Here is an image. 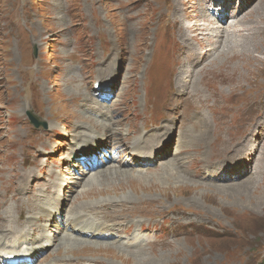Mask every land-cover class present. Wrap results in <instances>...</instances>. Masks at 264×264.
I'll return each mask as SVG.
<instances>
[{
	"label": "rangeland",
	"instance_id": "374dc122",
	"mask_svg": "<svg viewBox=\"0 0 264 264\" xmlns=\"http://www.w3.org/2000/svg\"><path fill=\"white\" fill-rule=\"evenodd\" d=\"M230 1L241 2L239 11H245L234 20L224 18L219 28L225 31L216 42V24L202 28L204 0H0V189L10 193L13 215L3 216L0 227L19 222L16 201L36 204L40 190L50 186L60 210L36 235L48 236L56 246L42 248L37 264L78 259L84 264H264V0ZM206 46L216 53L207 54ZM186 56L200 63L185 65L200 74L187 76L188 83L200 92L215 88L223 94L182 113L183 87L173 92L169 105L155 99L152 90L165 71L175 74L178 60ZM229 69L238 76L220 77L230 76ZM97 79L114 81L110 87L103 84L112 94L109 101L95 96ZM97 105L115 121L116 137L101 138L125 153L99 170L111 166L117 173L93 180L87 171L82 175L75 159L83 130L101 119L92 112ZM229 108L235 111L224 118ZM29 113L47 127L35 128ZM204 116L211 126L220 121L216 140L228 158L196 143ZM223 126L230 130L222 136ZM210 130L213 139L214 126ZM136 137L140 148L152 149L141 160L146 166L132 155ZM155 141L161 144L154 152ZM243 146L252 152L250 158ZM230 165L233 172L225 169ZM244 168L245 176L234 175ZM65 170L79 177L65 178L66 173L60 175ZM82 212L96 225L122 228L111 231L125 237L100 239L68 229L66 217ZM65 230L78 243L59 249Z\"/></svg>",
	"mask_w": 264,
	"mask_h": 264
},
{
	"label": "bare ground",
	"instance_id": "6f19581e",
	"mask_svg": "<svg viewBox=\"0 0 264 264\" xmlns=\"http://www.w3.org/2000/svg\"><path fill=\"white\" fill-rule=\"evenodd\" d=\"M244 11H245V9L243 8L242 12H244ZM242 14L244 15V13H242ZM80 19H82V18H80ZM205 20L208 21V18L206 17ZM240 21H241V19H240ZM209 24H210V22H209ZM172 28H173V26H172ZM213 29L216 31L215 34L218 33L216 38H215L216 39L215 41L219 42V40H221V37H222V32H223V30L225 31V28H223V29L219 28V25H217L216 28L213 27L212 30ZM174 30H176V29L174 28ZM219 31L221 32L220 34H219ZM107 33H108V31H107ZM102 38H103V36H102ZM180 38H182V37H180ZM202 40H203V36H202ZM201 41H199V39H198L197 42L201 43ZM194 47H195V45L193 46V48ZM197 48L198 47H195L194 49L197 50ZM204 48L206 49V53L211 55V56H212V53H216V49H214V48H211L209 46H206ZM110 49H112V48H110ZM246 54H248V53H246ZM243 55L244 54H234V57H238L239 58V57H242ZM193 57H194V55H193ZM190 58H191V56H186V57H182V59H179L178 60L179 61L178 67H177V70H176L175 74H174V71H169V72L165 71L164 72V75H165L164 77L165 78L163 79V81L156 88H154L152 90V94L154 95L155 99L163 101V102H166L167 105H169L171 100H172V98H173V92L178 87H183L185 89L184 92L186 93V97L184 98V102L186 103V107L182 110V113H187L191 109L199 108L202 104H204L206 101H208V99L210 97H216L213 94H223L221 91L217 92V90L215 88H210L206 92H200L199 90L194 89L193 86L190 85V83H188L189 80L186 77L188 76V77L193 79V76L196 75V74H199V72L195 71L193 68H189V67L188 68L186 67L184 69L185 65L194 64V66H197V65L200 64L199 62H195V60H193V59L191 61H189ZM199 61H200V59H199ZM26 66H27L26 64L22 65V67H24L25 70H27L29 68V65L27 67ZM223 67L227 68L229 66L225 65V66H219V67H212V69H220V68L224 69ZM229 72H230V76H228V73H222V74H220V77L229 78V77H232V76H238V74H236V72H235V69H231V70L229 69ZM106 73L107 72H104L103 74H106ZM213 74H214V72L212 73V75ZM177 78H178L179 85L174 87V84H175ZM71 83H72V85L74 84V77L71 78ZM77 87H79V89H81V88H83V85L80 84ZM35 89H36L35 96H38L39 95V91H40V87L38 86ZM234 94L235 93H231V94L228 95L229 98H232V101H233V98H234ZM90 102L93 103V101H90ZM101 104H103V102ZM232 106H233V103H232ZM127 109H128L127 107H123L122 108V110H123V112L125 114L127 112ZM234 111H235V108H229L227 113H226V116L224 118L229 117V116L232 117ZM92 112H93V114L100 116L101 119L100 120H95L93 122L94 125H92L91 128L83 130V132H82V136H83L82 143H83L84 140H88L90 143H91V141L94 142L95 140L94 141L93 140H89L92 137H95V138L96 137H98V138L102 137L103 138V137H113L114 136V138H115L116 137V135H115L116 130H114L112 128V125H113V123L115 121L111 119V117H112L111 112L109 110L105 111L103 107H99V106H93L92 107ZM74 116H76V115H74ZM87 116H90V115H87ZM35 118L39 119V117H37L36 115H35ZM78 119L80 120V118H78ZM124 121H125V119H124ZM201 121H202L203 128L198 130V135L196 137V143L198 144V146L206 147L211 155L224 156L225 157L224 159L228 158L227 155H226L225 150L223 149V145L219 146L220 141L216 140V138H217V136L219 134V128L221 126L220 125V121L216 122L212 126L209 124L210 118H209V121H208L205 118V116H204V117L201 118ZM120 122H122V121H120ZM232 122H233V119H232ZM185 124H186V118H183L182 130H183V134L184 135L187 133V128H186ZM213 126H214V131L212 130L213 133L211 132L213 134V139H211L210 138V135H211L210 134V131H211L210 127H213ZM221 128H222L221 132L223 133L222 136L230 130L226 126H223ZM205 129H206V131L208 130V134L203 136L204 135L203 133H204ZM91 131H97V132L95 134H93V133H90ZM142 134H143V132H142ZM246 140L249 141L248 139H246ZM140 141H141L140 137H136L132 141L133 142L132 143V150H133L132 151V155L133 156L136 155L137 153H140V146H142ZM154 144H155L154 146H155L156 150H159V147H160L159 144H161V142L155 141ZM257 145H259V143H257ZM218 146L220 148V151L223 152L222 154L217 152L216 149H217ZM243 149H244L245 152L248 151L247 155L250 158L251 155H252V152L249 153V147L243 146ZM239 155H242V154L239 153V154H237L235 156H239ZM161 157H162V155H161ZM233 160H236V159L233 158ZM222 161H220V162H222ZM256 161H257V159H256ZM244 169H241L238 174H242V176H245L244 172L247 169H245V170ZM243 170H244V172H243ZM28 172H30V171H28ZM78 172L80 173V169H78ZM65 173H66V175H64ZM81 173L83 175L86 172H84L82 170ZM114 173H117V169L110 166V167H108V168H106V169H104L102 171L97 170V171L91 173L90 176H93L92 179L95 180V178L106 177V176H109V175L114 174ZM60 175H64L65 178H77V177H79L78 175H76V173H73L72 171H69V170H65V172H61ZM80 179L82 180V178H80ZM123 179H124V177H123ZM133 179H134V177H133ZM137 179L140 180L141 177H138ZM179 181H180V179H179ZM183 181H188V180L185 179ZM90 182H92V180H89L88 182L87 181L84 182L85 183L84 184V188L88 187V185H90ZM76 184H77V182H76ZM229 184H231V183H229ZM62 186H63V183L61 182L60 186H59V189H61ZM49 187L50 186H47V189H45L44 191L40 190V193L38 195V203H36V204L32 203V204H27L26 205V204H22L19 201L15 202L14 207H15V212L17 213V217L19 218V222L17 223V225L11 224L10 226H5L4 224H2V226L0 227V260L1 259L5 260L9 256H12V257H15V258L31 257L32 254L38 253L42 248H46L47 246L55 245V244H53V241L51 240V238H49L48 236H46V235H41L40 237L37 236L38 234H42L40 232V228L42 226H45V224H49L50 222H52L53 218L55 217V214L60 210V206L58 204V197H57V195L53 196V195L50 194V191H48ZM87 192L88 191H85L84 194H86ZM10 201H11L10 193L8 192V190L5 187H2L0 189V219L3 216L8 217L7 215L13 216L11 214L10 210H9ZM35 205H36L37 208H34ZM26 214H27V221H26V224H25V223H22V220L25 219ZM82 216H86V214H84L82 212V215L78 214L76 217H74L73 215L67 216L66 217V222L70 224V228H68V229H71L74 232L79 231L80 233H85V229L84 228L86 226H88V225H93L94 224V220L93 219L92 220H87V219L82 218ZM4 227H8V230H5ZM230 231H231V229H230ZM218 232L220 233L221 231H218ZM234 234L239 237V232L238 231H236ZM59 238L60 239L58 241H61L60 244H58L59 242L57 243V247H59V249L61 248V245L65 246V245H69L70 242H74V243H75V241L77 242V238L75 237V235L73 233H69L68 230H65L63 233H60V237ZM84 243H86V242H84ZM22 247H27L28 249L31 250V253H29L27 249H23L22 251H18ZM57 247H56V249H57ZM60 257H62V256L60 255ZM71 264H84V263H83V260L78 259L75 262H71Z\"/></svg>",
	"mask_w": 264,
	"mask_h": 264
},
{
	"label": "water",
	"instance_id": "95a60500",
	"mask_svg": "<svg viewBox=\"0 0 264 264\" xmlns=\"http://www.w3.org/2000/svg\"><path fill=\"white\" fill-rule=\"evenodd\" d=\"M30 118L36 127H39L41 125L40 123L36 121L35 117L32 114H30Z\"/></svg>",
	"mask_w": 264,
	"mask_h": 264
}]
</instances>
